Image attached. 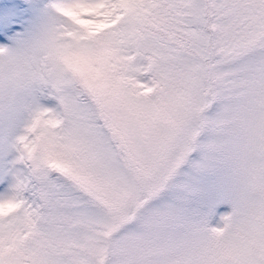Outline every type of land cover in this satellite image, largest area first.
<instances>
[{
	"label": "snow or ice",
	"instance_id": "1",
	"mask_svg": "<svg viewBox=\"0 0 264 264\" xmlns=\"http://www.w3.org/2000/svg\"><path fill=\"white\" fill-rule=\"evenodd\" d=\"M0 264H264V0H0Z\"/></svg>",
	"mask_w": 264,
	"mask_h": 264
}]
</instances>
